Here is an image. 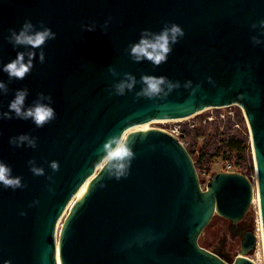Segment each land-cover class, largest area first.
Wrapping results in <instances>:
<instances>
[{
	"label": "water",
	"instance_id": "95a60500",
	"mask_svg": "<svg viewBox=\"0 0 264 264\" xmlns=\"http://www.w3.org/2000/svg\"><path fill=\"white\" fill-rule=\"evenodd\" d=\"M109 16L103 33L100 25ZM25 19L44 21L56 38L43 46L45 62L34 59L23 80L9 82L0 72L9 88L0 96V111L14 89L27 87L26 102L37 92L51 94L56 119L42 128L0 120V160L26 184L15 191L0 187V264H254L247 257L256 244L250 231L237 234L240 254L229 263L198 239L215 214L238 226L256 190L264 251V44L250 42L258 35L250 24L264 19V0H0V64L15 56L4 39L8 29L18 30ZM92 21L95 31H80ZM165 22L184 31L167 61L158 67L132 62L126 46L141 29L158 32ZM123 72L138 81L141 74L163 75L181 87L163 100L136 97L140 83L124 96L109 95L106 87ZM185 80L192 81L193 94ZM231 106L245 116L255 189L246 176L221 172L202 188L191 156L174 136L132 131ZM24 132L38 138L36 149L8 143ZM114 135L135 154L120 180L108 177L101 160L102 145ZM29 159L44 176L29 171ZM52 160L58 171L49 167ZM33 199L39 203L29 208Z\"/></svg>",
	"mask_w": 264,
	"mask_h": 264
},
{
	"label": "clouds",
	"instance_id": "9594fccd",
	"mask_svg": "<svg viewBox=\"0 0 264 264\" xmlns=\"http://www.w3.org/2000/svg\"><path fill=\"white\" fill-rule=\"evenodd\" d=\"M112 17L109 16L100 25L101 31L106 33ZM97 24L95 21L82 23L80 31H95ZM250 29L257 30L258 35L250 36V42L253 46L264 44V19L254 21L250 24ZM8 35L4 39L15 50L14 58L8 62L0 64V72L6 74L7 81L23 80L34 67V59L36 63L43 64L45 62L44 45L47 41L56 38V33L45 25L44 21H38L37 24L29 19H25L19 29H8ZM184 31L176 23L165 22L158 32L150 29H141L138 39L130 42L124 49L128 58L132 62L148 61L153 67H158L165 63L168 55L172 52L173 46L183 38ZM23 49V50H17ZM108 72L112 76H116V69L109 66ZM211 80V77H208ZM140 83L139 91L135 93L136 97L147 98L150 100H163L174 90L181 87L179 81L170 80L163 75L141 74L139 81L136 76L130 72H123L121 78L115 80L111 85L106 87L105 91L109 95L124 96L126 92H131L134 86ZM185 89H190V93L195 92L191 80H185L183 83ZM199 87V85H196ZM9 93L8 84L5 80L0 79V96H7ZM29 96L27 87L17 88L13 90L12 98L6 106V110L0 111V120L18 119L29 121L35 128H42L56 119V111L53 105L51 94L37 92L35 97L26 102ZM37 137L29 132L20 133L8 138V143L16 148L25 147L36 149ZM101 160L104 162V170L110 179L120 180L127 178L131 162L134 159V152L127 140L122 139L119 135H114L106 139L101 148ZM29 171L34 176H44L43 167H38L34 160L27 161ZM49 167L53 172L58 171L59 162L49 161ZM51 181V176L46 177ZM0 187L5 189H23L26 184L22 182V177L13 175L11 165L0 160ZM49 193L54 194L53 184L46 185ZM104 187L101 184V188ZM39 201L33 199L28 207L31 208L38 205ZM24 216L26 213L21 210L19 213ZM3 264H10L9 260Z\"/></svg>",
	"mask_w": 264,
	"mask_h": 264
},
{
	"label": "rangeland",
	"instance_id": "374dc122",
	"mask_svg": "<svg viewBox=\"0 0 264 264\" xmlns=\"http://www.w3.org/2000/svg\"><path fill=\"white\" fill-rule=\"evenodd\" d=\"M219 121H222V123ZM228 121L229 123H227ZM213 122L221 123L220 130H222L224 127H228L229 130H227V133L235 135L237 134L239 137L247 139L250 146L249 131L245 121V116L243 115V111L241 110V108L237 106H231L221 109H208L193 117L184 120H178L175 122H151L146 125H148L149 129H159L165 131L179 129V131L182 132L185 130V132H187L188 134H185L187 136L183 140L184 144L189 146L192 144L193 148L198 150L205 141V137L204 135L202 136V134L206 135L208 133L207 129L213 127V125L211 126L209 124ZM195 134H201V137H196ZM250 155V165L247 167L248 169L246 171H243V173L244 176H246L251 181L255 189L256 175L251 147ZM218 159L219 160L214 159L213 161L210 160L205 163L204 166L208 168L207 170L204 167L199 171H196L199 175V181L202 188L205 187V183L207 180H210V178L214 174L219 173V161H221L222 159ZM215 163H217L218 165L216 166ZM199 168L201 167L199 166ZM254 198H256V200L254 199V201L250 204L247 213L245 214L244 218L238 223V226H245L247 228V231L252 232L256 236V244L254 246V249L247 257L252 262H254V264H264L263 242L262 239L260 240L258 238V236H260L259 234L261 233V223L259 208L257 204V196L255 193ZM232 227L233 226L229 221L215 214L211 222L201 233L198 239V245L209 252H214V250H217L224 255L225 259L223 258V261L226 260L225 262L227 263L232 262L240 254L241 248V240L238 238L237 234L233 232Z\"/></svg>",
	"mask_w": 264,
	"mask_h": 264
},
{
	"label": "trees",
	"instance_id": "16d2710c",
	"mask_svg": "<svg viewBox=\"0 0 264 264\" xmlns=\"http://www.w3.org/2000/svg\"><path fill=\"white\" fill-rule=\"evenodd\" d=\"M219 122L222 123V121ZM221 123L213 122L209 124L211 126L213 125V127L207 129L208 133L206 135L202 134V136L204 135L205 137V141L198 150L194 149L192 144L190 146L186 145L185 149L191 156L196 171H199L204 167L207 170L208 168L204 166L205 163L220 158L231 163L236 173L244 175L243 171L248 169L247 167L251 162L248 140L239 137L237 134L227 133V130H229L228 127H224L220 130ZM227 123H229V121ZM185 134L188 133L184 130L182 132L184 137L183 140L187 136ZM195 136L201 137V134H195ZM199 166L201 168H199Z\"/></svg>",
	"mask_w": 264,
	"mask_h": 264
},
{
	"label": "built area",
	"instance_id": "2783aa9c",
	"mask_svg": "<svg viewBox=\"0 0 264 264\" xmlns=\"http://www.w3.org/2000/svg\"><path fill=\"white\" fill-rule=\"evenodd\" d=\"M223 119V118H222ZM163 131H165V130H163ZM165 132H167V133H169L170 135H172V136H174L184 147L186 146V144H184V142H183V137H182V135H181V132L182 131H179V129H174V130H169V131H165ZM217 160H219V159H217ZM220 163H219V172H221V173H236L235 171H234V168H233V166L231 165V163H229L228 161H226V160H221V161H219ZM215 165L217 166L218 164L217 163H215ZM198 174V173H197ZM198 178H199V175H198ZM208 181V180H207ZM206 181V182H207ZM206 184V183H205ZM255 192H256V190H255ZM254 201V199H252V202ZM257 204H258V197H257Z\"/></svg>",
	"mask_w": 264,
	"mask_h": 264
},
{
	"label": "bare ground",
	"instance_id": "6f19581e",
	"mask_svg": "<svg viewBox=\"0 0 264 264\" xmlns=\"http://www.w3.org/2000/svg\"><path fill=\"white\" fill-rule=\"evenodd\" d=\"M169 122H171V121H169ZM173 122H175V121H173ZM163 123H168V122H163ZM147 129H149V128H148V125H143V126H139V127H136V128H134V129H132V131H144V130H147ZM98 170H99V169H98ZM91 178H93V177H91ZM90 180H91V179H89V180L83 185V187L78 191V193L75 195V197H74L73 200L71 201L70 206L80 198V196L82 195V193H83V192L85 191V189L87 188L88 182H89ZM255 188H256V187H255ZM254 193H255V190H254ZM255 194H256V193H255ZM256 196H257V194H256ZM253 199L256 200V198H254V197H253ZM259 235H260V236H258V238L261 240V239H262V235H261V233H260ZM58 264H59V262H58Z\"/></svg>",
	"mask_w": 264,
	"mask_h": 264
},
{
	"label": "flooded vegetation",
	"instance_id": "af4514ba",
	"mask_svg": "<svg viewBox=\"0 0 264 264\" xmlns=\"http://www.w3.org/2000/svg\"><path fill=\"white\" fill-rule=\"evenodd\" d=\"M233 228V232H235L236 234H238V233H240V234H242V233H244L245 231H247L246 229V227L245 226H243V225H241L240 227L239 226H236V227H232ZM214 253L215 254H217L218 256H220L222 259L224 258V255L221 253V252H219V251H217V250H214ZM225 259V258H224ZM223 259V260H224ZM226 261V260H225Z\"/></svg>",
	"mask_w": 264,
	"mask_h": 264
}]
</instances>
